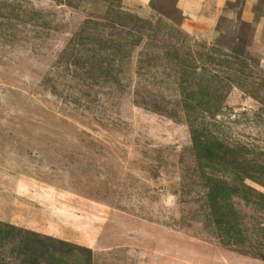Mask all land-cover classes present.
Wrapping results in <instances>:
<instances>
[{
  "label": "rangeland",
  "instance_id": "obj_1",
  "mask_svg": "<svg viewBox=\"0 0 264 264\" xmlns=\"http://www.w3.org/2000/svg\"><path fill=\"white\" fill-rule=\"evenodd\" d=\"M0 264H264V0H0Z\"/></svg>",
  "mask_w": 264,
  "mask_h": 264
}]
</instances>
